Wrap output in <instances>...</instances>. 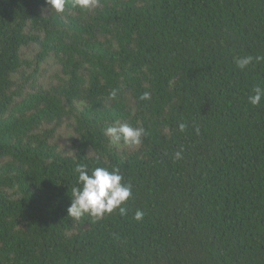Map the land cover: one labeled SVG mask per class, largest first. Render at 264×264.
<instances>
[{
  "label": "trees",
  "instance_id": "16d2710c",
  "mask_svg": "<svg viewBox=\"0 0 264 264\" xmlns=\"http://www.w3.org/2000/svg\"><path fill=\"white\" fill-rule=\"evenodd\" d=\"M256 87L264 0H0V264H264ZM80 164L120 170L126 215L67 217Z\"/></svg>",
  "mask_w": 264,
  "mask_h": 264
},
{
  "label": "clouds",
  "instance_id": "9594fccd",
  "mask_svg": "<svg viewBox=\"0 0 264 264\" xmlns=\"http://www.w3.org/2000/svg\"><path fill=\"white\" fill-rule=\"evenodd\" d=\"M51 11L63 13L65 10L66 0H45ZM97 4V0H73V5L80 9H89ZM251 56L237 59L235 62L240 69L245 68L252 62ZM257 59H261L257 57ZM254 94L249 95V103L258 106L264 98V89L256 87ZM116 92L110 93L111 98H115ZM141 99H150V93L145 92ZM185 124H180L181 131L185 129ZM105 134L112 138L114 142H123L129 146L139 145L141 137L144 134L142 128H133L128 124H120L119 126H108ZM177 158L180 153L176 154ZM78 174L77 186L71 190V204L67 209V217L74 220H80L85 215L95 219H100L106 214H111L115 210H119L120 215L127 214L128 209L124 207L126 201L132 195V187L130 184L122 183L123 177L118 168L109 170L105 167H96L89 171L86 165L80 164L75 168ZM144 213L137 210L134 219L142 220Z\"/></svg>",
  "mask_w": 264,
  "mask_h": 264
},
{
  "label": "rangeland",
  "instance_id": "374dc122",
  "mask_svg": "<svg viewBox=\"0 0 264 264\" xmlns=\"http://www.w3.org/2000/svg\"><path fill=\"white\" fill-rule=\"evenodd\" d=\"M57 66L53 63L52 60L48 61L42 66L43 69V77L42 81L47 84L49 82L54 81L55 74L57 72ZM59 142L62 147H65L68 143L72 141V135L66 132H62L59 135Z\"/></svg>",
  "mask_w": 264,
  "mask_h": 264
}]
</instances>
